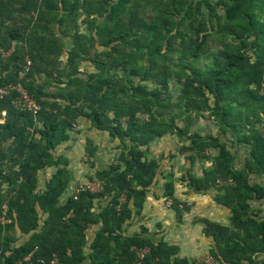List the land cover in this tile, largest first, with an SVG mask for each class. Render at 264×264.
Segmentation results:
<instances>
[{
    "label": "trees",
    "instance_id": "trees-1",
    "mask_svg": "<svg viewBox=\"0 0 264 264\" xmlns=\"http://www.w3.org/2000/svg\"><path fill=\"white\" fill-rule=\"evenodd\" d=\"M80 18L90 37L76 32ZM221 27L226 41L199 65ZM96 37L102 50L89 45ZM176 48L182 97L173 104L166 62ZM11 84L40 109L16 107L17 90L0 99V264L191 263L177 246L125 234L157 184L160 163L147 149L166 135L188 142L179 151L191 168L216 151L202 176L189 168L181 177L230 211L229 225L202 221L215 264H264V183L252 179L264 178V0H0V87ZM205 113L248 147L241 167L221 136L192 132ZM81 119L123 149L96 171L99 191L64 201L72 173L57 151ZM164 186L179 210L173 182ZM134 248L149 252L139 259Z\"/></svg>",
    "mask_w": 264,
    "mask_h": 264
},
{
    "label": "rangeland",
    "instance_id": "rangeland-1",
    "mask_svg": "<svg viewBox=\"0 0 264 264\" xmlns=\"http://www.w3.org/2000/svg\"><path fill=\"white\" fill-rule=\"evenodd\" d=\"M80 21L81 18L76 28V32H80L81 34L90 37V35H92L91 29L80 23ZM218 30V33L209 38L207 43V53L205 55H200L198 62L199 65L208 64L209 61L207 55H213L217 50H219L222 42L226 41L224 40L226 37L224 36L223 28L221 27ZM67 38L71 44V38L68 36ZM92 44H95V49L102 50V40L98 39V37L95 39L91 38L89 40V45ZM94 48H92V51ZM174 51V54H171L169 62H166V66L172 73V77L169 82L170 96L172 103L176 104L180 102L182 97V85L179 81L180 77L178 69L176 68V65L178 64L177 48ZM82 66L88 71H93L89 62L83 63ZM47 91L53 92V89L47 88ZM179 111L180 110L176 108L173 112L174 115H178L180 113ZM177 122L181 123L178 120ZM192 132L203 137L210 134L214 136H221L223 141L227 142L231 152L235 154V163L237 167H241L243 165L244 159L248 153V147L244 144L237 147L236 144L230 140L229 136L219 134V129L211 114L205 113L192 127ZM89 141L92 143V148L95 149V154L92 158L89 157L88 153ZM183 144L187 145L188 142H182L173 135H166L162 138L156 139L149 145L147 149L148 159L154 158L160 163L157 184L153 187L154 189H158L160 187L165 190V183L175 181L179 182L182 174L185 173V169L191 168V165L186 160L188 154H181L179 151ZM122 149L123 147L118 140L112 139L105 132L93 129L88 121L81 119L74 130L70 132L69 141L58 149L57 155H64L70 162L69 169L72 173V182L70 185L73 186V191H76L79 186H83L84 188H91L94 192H96L101 189L99 181L96 180V171L111 163H119L118 157ZM215 156L216 151L210 150L208 151L206 157L198 158L194 166L191 168L192 175L196 177L202 176L205 169L211 168ZM54 172L55 169H47L39 173L41 189H43V180L45 178H49ZM252 179L264 183V178L258 179L253 176ZM69 190L70 189H68V191ZM63 198L66 200L67 196L64 195Z\"/></svg>",
    "mask_w": 264,
    "mask_h": 264
},
{
    "label": "crops",
    "instance_id": "crops-1",
    "mask_svg": "<svg viewBox=\"0 0 264 264\" xmlns=\"http://www.w3.org/2000/svg\"><path fill=\"white\" fill-rule=\"evenodd\" d=\"M173 184L174 197L181 203L179 210L164 196L165 190L160 187L152 188L142 214L134 215L127 223L124 227L125 234L142 235L154 244L165 241L169 245L177 246L180 249V257L190 262L211 255L210 251L215 242L204 233L205 225L202 221L230 224V211L217 205L211 195L195 193L182 178ZM69 187L70 190L65 194L67 197L75 193L73 186ZM62 200L65 201V198ZM97 228L92 230L91 236L94 237ZM84 264L91 262L87 260Z\"/></svg>",
    "mask_w": 264,
    "mask_h": 264
},
{
    "label": "built area",
    "instance_id": "built-area-1",
    "mask_svg": "<svg viewBox=\"0 0 264 264\" xmlns=\"http://www.w3.org/2000/svg\"><path fill=\"white\" fill-rule=\"evenodd\" d=\"M11 52L12 51L7 52V53L2 52V55L4 57H6V56H9V54ZM31 66H32V61L30 59H27L24 70L21 72V77H24L29 72ZM13 90H17L19 93V97L14 102L16 107L23 109V110L31 111L34 114H36L39 111L40 107L29 96L27 91L25 89H23V87L21 85H12L11 84V85L0 87V99L10 95V93ZM87 189L92 190L91 188H84L83 186H79L76 189L74 195L78 194L81 191L87 190ZM4 209L6 210L7 206H5ZM134 251L137 254L139 259H143L145 257V255L148 254V252H149L148 249H139V248H134ZM52 264H58V260L55 259L54 261H52ZM189 264H215V259L211 255H205V256L199 257L198 259L192 261Z\"/></svg>",
    "mask_w": 264,
    "mask_h": 264
}]
</instances>
